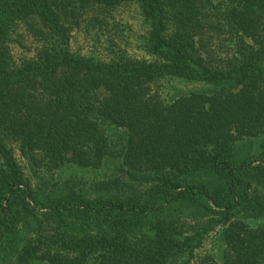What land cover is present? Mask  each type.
Returning <instances> with one entry per match:
<instances>
[{"label": "trees", "instance_id": "trees-1", "mask_svg": "<svg viewBox=\"0 0 264 264\" xmlns=\"http://www.w3.org/2000/svg\"><path fill=\"white\" fill-rule=\"evenodd\" d=\"M0 264H264V0H0Z\"/></svg>", "mask_w": 264, "mask_h": 264}, {"label": "rangeland", "instance_id": "rangeland-1", "mask_svg": "<svg viewBox=\"0 0 264 264\" xmlns=\"http://www.w3.org/2000/svg\"><path fill=\"white\" fill-rule=\"evenodd\" d=\"M118 21L122 23V26H124V32L126 33L125 36L127 37V39L125 40L127 44H129V49H131L132 53L137 52L135 50L136 47H134L137 46V44L131 45V40L134 36L140 35V32L143 31V26L138 11L134 7L125 8L123 11H121L120 15L118 16ZM13 38L14 41L10 44V46L16 62L22 63L24 61L31 60L35 57L40 46L35 41L34 37H32L30 33L28 34L24 26L19 29L17 34L13 35ZM94 44L98 43H96V41H94L91 37L82 34V32H75L73 40V47L75 48V50H80L83 53L98 50L94 47ZM122 46H125V44L123 43ZM223 49L225 54L231 53L230 50H233V44L227 41ZM184 85H188L187 89L201 88V85L196 83ZM19 161L23 162L22 159H19ZM65 176L76 177L77 179L82 178L88 181L95 178L96 174L94 176L92 173H84L77 171L74 168H68L65 172ZM214 245V238L208 239L204 249L199 252V255L202 257L205 254L212 252Z\"/></svg>", "mask_w": 264, "mask_h": 264}]
</instances>
